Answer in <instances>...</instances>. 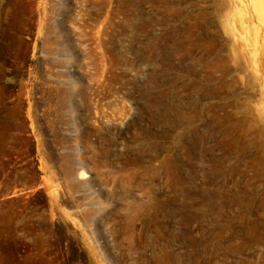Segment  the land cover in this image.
Segmentation results:
<instances>
[{
    "label": "rangeland",
    "instance_id": "374dc122",
    "mask_svg": "<svg viewBox=\"0 0 264 264\" xmlns=\"http://www.w3.org/2000/svg\"><path fill=\"white\" fill-rule=\"evenodd\" d=\"M0 264H264V0H0Z\"/></svg>",
    "mask_w": 264,
    "mask_h": 264
},
{
    "label": "bare ground",
    "instance_id": "6f19581e",
    "mask_svg": "<svg viewBox=\"0 0 264 264\" xmlns=\"http://www.w3.org/2000/svg\"><path fill=\"white\" fill-rule=\"evenodd\" d=\"M81 175H84V173H81Z\"/></svg>",
    "mask_w": 264,
    "mask_h": 264
}]
</instances>
